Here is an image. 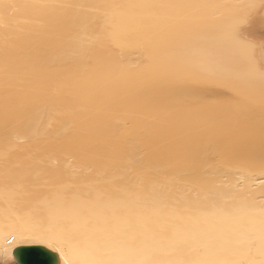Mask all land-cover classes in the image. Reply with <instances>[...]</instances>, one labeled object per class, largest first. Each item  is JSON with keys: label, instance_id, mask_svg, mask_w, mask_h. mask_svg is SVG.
<instances>
[{"label": "bare ground", "instance_id": "obj_1", "mask_svg": "<svg viewBox=\"0 0 264 264\" xmlns=\"http://www.w3.org/2000/svg\"><path fill=\"white\" fill-rule=\"evenodd\" d=\"M0 264H264V0H0Z\"/></svg>", "mask_w": 264, "mask_h": 264}, {"label": "snow or ice", "instance_id": "obj_2", "mask_svg": "<svg viewBox=\"0 0 264 264\" xmlns=\"http://www.w3.org/2000/svg\"><path fill=\"white\" fill-rule=\"evenodd\" d=\"M5 254H7V253H5Z\"/></svg>", "mask_w": 264, "mask_h": 264}, {"label": "water", "instance_id": "obj_3", "mask_svg": "<svg viewBox=\"0 0 264 264\" xmlns=\"http://www.w3.org/2000/svg\"><path fill=\"white\" fill-rule=\"evenodd\" d=\"M22 258V257H21ZM23 259V258H22Z\"/></svg>", "mask_w": 264, "mask_h": 264}]
</instances>
